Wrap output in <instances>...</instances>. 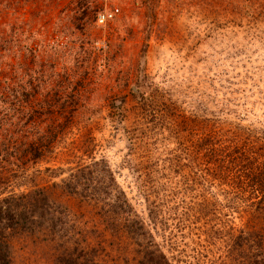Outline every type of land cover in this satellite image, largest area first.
Instances as JSON below:
<instances>
[{"label": "rangeland", "instance_id": "rangeland-1", "mask_svg": "<svg viewBox=\"0 0 264 264\" xmlns=\"http://www.w3.org/2000/svg\"><path fill=\"white\" fill-rule=\"evenodd\" d=\"M112 7L117 16L98 25L97 14ZM0 28V199L45 187L66 218L52 230L18 232L12 264H139L144 248L112 229L121 218L143 222L149 244L172 264H252L257 249L206 242L202 219L179 215L199 209L203 196L218 202L209 212L229 234L246 207L226 203L218 187L185 199L167 179L188 173L184 159L202 117L264 141V0H0ZM54 75L59 85H47ZM19 81L30 96L37 85L80 96L52 151L34 162L26 143L3 133L21 123L23 87L16 99L1 96ZM16 143L20 150L11 149ZM110 173L115 195L97 206L80 200L78 193L101 188ZM114 200L129 212L121 217L104 205Z\"/></svg>", "mask_w": 264, "mask_h": 264}, {"label": "trees", "instance_id": "trees-1", "mask_svg": "<svg viewBox=\"0 0 264 264\" xmlns=\"http://www.w3.org/2000/svg\"><path fill=\"white\" fill-rule=\"evenodd\" d=\"M3 29L0 28V32H3ZM4 37L0 36L2 45L6 43ZM35 51H37L35 48H30L29 52L34 55ZM49 68L53 71L52 65ZM47 79L45 81L47 85H59L57 76L54 75V77H48ZM45 82L44 84H46ZM19 84H8L4 88L5 94L1 96L6 98L8 97L7 92H13L10 95L13 96L12 99H16V93L19 92L17 90L18 86L23 87L26 94V98H22L25 102L24 108H20L22 114L16 116L21 123H17V128L14 126L15 132L4 129L3 133L8 136L15 135L16 140L21 141L20 143H26L25 152L29 154V160L34 162L47 156L52 151V141H55L59 134L63 132L61 130H63L64 125L60 126L61 121L69 123L72 117H75V107L80 102V96L67 94V86L60 91L53 89L52 92H39L41 90L39 85L31 90L34 94L30 96L27 92L32 88L22 82ZM38 120L42 122L36 123ZM45 120H48L51 125L44 128L40 127L43 122L45 123ZM211 120L202 117V130L192 142V146L184 159L188 173L182 175V180L179 182H172L171 177H166L168 178L167 182L174 184L172 188H177V185H180L175 190H170L171 188L169 190L171 193L180 194L181 197L186 199L197 188L203 189L210 186L218 187L220 190L224 189L226 203L231 200L232 204L239 203L246 207L243 211L244 217L240 219L241 227L237 232H229V234H226L228 231L223 232L222 227L224 225L219 224L216 216L209 212L210 207L216 206L218 202L214 201V204L212 203L213 200L210 201L203 196L199 209L185 211L179 215L181 217L185 216L184 219H195V217H197V220L202 219V237L206 242L211 241L213 243L219 239L227 244L232 241L237 250L240 251V249L248 246L247 248H250L253 254L254 250L257 249L260 255H253L255 259L252 264H264V252L262 251L264 249V141H261L260 136L252 131L240 134L244 129L239 127H236V129L232 126H230L231 129L226 131L224 125H219L217 119ZM27 125H30V127H27ZM19 126L21 129L18 130ZM27 128V131H23ZM10 147L14 150H20L21 145L16 143ZM179 162L180 159L175 162L174 166L177 167ZM95 165H98V163ZM108 176L109 182H104L105 185L102 183L101 188H93L92 192L90 191L87 195L78 193V195H81L80 200L85 201L87 205L94 204V206H97L101 201V197L106 202L107 196L112 197L115 195L117 186L112 174L110 173ZM162 177L165 178V176ZM75 180H72V188L75 185ZM96 183H101V181L98 180ZM76 194L74 191V195ZM185 199H181L180 203L186 201ZM115 200L103 204L110 209H114L115 212H117L116 209L120 210L121 217L124 213L127 214L129 211L124 212L123 206L117 203L114 206ZM55 201L56 199L51 196L45 187H35L21 194H10L0 199V264H12L11 242L18 232H32L39 229L52 230L55 224H61L66 219L61 218L64 216L63 212L61 214L57 212ZM119 204L129 205L124 199ZM228 205L233 207L230 204ZM158 212L157 209H151L149 213L156 218L159 215ZM176 213L177 211L174 210L172 214L177 216ZM127 219L128 221H125L124 218L118 219L119 226L116 228L117 224H113L112 229L121 235L133 237L137 244L144 248V256L139 264H172L158 247L149 244L152 234L148 230L147 232H141L143 222L135 224L129 218ZM212 224L213 227L210 226Z\"/></svg>", "mask_w": 264, "mask_h": 264}, {"label": "built area", "instance_id": "built-area-1", "mask_svg": "<svg viewBox=\"0 0 264 264\" xmlns=\"http://www.w3.org/2000/svg\"><path fill=\"white\" fill-rule=\"evenodd\" d=\"M118 13H119V9L117 7H112L111 9H104L103 11L97 14L96 23L98 25H103L108 21L113 20Z\"/></svg>", "mask_w": 264, "mask_h": 264}]
</instances>
